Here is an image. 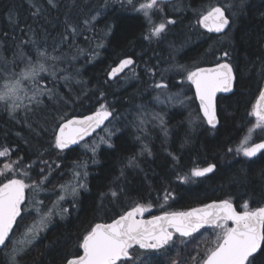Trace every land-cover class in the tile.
<instances>
[{
  "label": "trees",
  "instance_id": "obj_1",
  "mask_svg": "<svg viewBox=\"0 0 264 264\" xmlns=\"http://www.w3.org/2000/svg\"><path fill=\"white\" fill-rule=\"evenodd\" d=\"M142 1L133 0V3L137 6ZM229 2H162L163 12H155L154 22L175 20L176 23L168 24L161 38H149L148 20L126 0H52V3L0 0V58L12 61L21 41L34 38L35 46L21 45L25 54L35 60L36 47L46 48L50 56L61 57L48 61L60 70L58 77H70L67 81L58 79L55 85L58 95L43 97L41 107L27 118L23 109L13 119L0 108V150L9 149V156L0 157V169L12 164L14 175H7L24 179L27 184L48 175L42 195L50 196L51 206L60 195L59 185L70 180L74 165L87 164V190H80L75 204L72 198L61 202L68 214L63 219L59 214L53 215L51 223L32 249L20 258L19 264H65L67 259L81 254L78 244L89 225L109 222L140 200H159L152 207L161 211L187 209L199 201L222 199H231L238 207L244 201L251 207L264 205V153L251 159L227 152L228 148L235 149L256 123L250 113L259 89L264 87V0H246L228 38L209 34L196 24L198 13L206 5ZM10 10L18 17V24L10 23ZM54 48L57 50L53 51ZM225 50L230 53L228 62L233 64L236 75L235 90L218 98L219 124L212 129L200 114L185 73L177 70V66L194 69L213 65ZM128 56L135 60L129 69L135 75L128 81L122 80L129 74L128 70L109 81V70ZM9 68L18 73L24 62L16 59V64ZM160 82L168 84V93L179 92L188 99L183 104L159 106L156 97L166 93L154 87ZM4 83L0 79V89ZM42 83L53 87L50 81ZM101 104H106L113 113L103 130L68 151L54 148V129L62 122L61 117L67 120L84 116L97 111ZM141 106L146 113L164 117L167 135L158 121H149V116L145 118V130L137 127L136 116ZM106 128L118 129L110 138L114 147L103 143L95 154L82 149V145L97 140L99 134L108 139ZM255 135L256 140H264V131ZM145 145L150 155L144 150ZM133 156L138 167L127 166L129 157ZM208 163H215L216 171L201 179L192 178L191 183L197 182L194 187H186L177 179ZM25 172L29 175L25 176ZM0 182H6L4 176H0ZM113 191L118 194L116 197L111 195ZM165 191L177 193L176 202H160ZM28 203L27 189L25 206ZM34 217L33 212L23 211L14 233L18 236L23 222L30 223ZM209 231V238L214 239V231ZM6 250L0 251V264H8Z\"/></svg>",
  "mask_w": 264,
  "mask_h": 264
},
{
  "label": "snow or ice",
  "instance_id": "obj_2",
  "mask_svg": "<svg viewBox=\"0 0 264 264\" xmlns=\"http://www.w3.org/2000/svg\"><path fill=\"white\" fill-rule=\"evenodd\" d=\"M163 0H144L138 3V8L133 0H126V3L143 13L144 17L152 25L149 30V38H161L167 30L168 24H175V20H166L157 23L152 21L153 11L163 12L160 4ZM246 0H231L229 3H209L204 11L198 13L196 24L207 29L209 33L221 34V38H228L234 25L238 12L245 7ZM52 3V0H49ZM55 6V5H53ZM34 15L36 13H33ZM8 19L12 24H18L19 20L13 10L9 11ZM95 20L96 17H92ZM91 21H85L89 24ZM71 27V26H69ZM72 33L76 32L74 27ZM110 31V29H109ZM36 45L34 38L29 41H21V45ZM18 45V52L14 54V59L8 61L0 58V79L5 83L0 89V108L6 111L13 119L16 114L23 109L25 118L29 113H34L41 107L42 98L57 96L55 85L58 79L67 81L69 76L58 77V70L55 63L49 65L48 61H57L61 57L50 56L47 49L36 47V59L25 54L23 47ZM99 46V45H98ZM211 48V46H210ZM57 49H53L56 51ZM82 51V50H81ZM16 59L24 62V68L16 72L9 65H15ZM229 51L225 50L217 57L214 67H195L189 69L185 66H177V70L185 73V80L195 87V96L199 99V107L206 118L207 125L215 129L219 120L217 118L216 97L217 93H228L233 91L236 75L233 64L228 62ZM223 60L224 62H220ZM134 64L131 58L121 60L116 68L110 72L115 77L119 72ZM264 68V65H262ZM163 79V78H162ZM42 81H50L53 87H48ZM157 89L166 90L168 84L160 82L154 85ZM30 93V94H29ZM157 102L164 103L160 97H156ZM27 101V102H25ZM167 102L178 101L183 104L180 94L166 96ZM113 115L106 104H101L100 108L89 116L63 120L54 129V148L64 150L70 145H75L90 135L97 128L104 124L105 120ZM255 117L256 123L249 129L248 134L235 148H228V153L242 154L244 157H256L258 153H264V142L252 143V133L256 129L264 131V87L259 89V96L253 110L250 113ZM149 113L141 110L137 113V127L145 130L146 117ZM151 119L156 120L163 127L167 135L164 117L158 113H152ZM197 119H200L197 117ZM195 123V121H192ZM118 129H109L106 133L108 139L100 138L101 143L114 147L111 143V136ZM139 139V137H137ZM95 154L96 147H92ZM144 150L148 151L147 145ZM143 155V152L140 153ZM9 156V149L3 147L0 150V157ZM178 159V158H177ZM47 164V162H44ZM129 167H138L135 156L129 157ZM31 167V166H29ZM59 167V165H56ZM87 164H76L72 172V179L59 185L60 195L46 210L43 207H30L25 205V190L32 188L38 191L43 183L48 180V175H43L39 182L33 184L25 183L24 179L8 176L7 173L14 171L12 164H5L0 169V176H4L6 182H0V251L8 249L5 255L8 264H19L20 258L27 254L33 247L34 242L39 239L46 230L54 214H59L63 219L68 214V209L62 206L67 196L72 197V203L77 202L80 190H87ZM78 169H83L80 171ZM217 169L215 163H208L205 167H194L190 172L177 179L188 183L192 178L206 177L214 173ZM41 173L44 169H40ZM52 168L48 166L50 175ZM28 176V172L24 173ZM123 175V171L121 172ZM113 197L118 194L113 191ZM173 198L172 194L165 191L163 200L166 203ZM43 205L42 201L36 202ZM163 207V205H161ZM242 210L238 211L231 199H222L204 204L202 207L191 208L186 211H164L161 215H153L151 219H143L144 214L149 212L151 205L136 203L120 214L118 218L112 219L110 223H95L85 229L78 247L83 250L82 255H76L65 261V264H142L143 257L137 255L135 249L151 250L157 253L167 252L176 245L177 240L184 249L191 248L184 259V264H264V206L251 207L248 201L241 204ZM22 211L30 213L35 211L39 217L38 221L31 224L22 225L23 231L14 233V226L17 225V218L21 217ZM210 228L215 233V240L211 247L200 252V244L196 236L201 229ZM179 256L180 253L178 252ZM172 264H180L179 260H173Z\"/></svg>",
  "mask_w": 264,
  "mask_h": 264
},
{
  "label": "flooded vegetation",
  "instance_id": "obj_3",
  "mask_svg": "<svg viewBox=\"0 0 264 264\" xmlns=\"http://www.w3.org/2000/svg\"><path fill=\"white\" fill-rule=\"evenodd\" d=\"M177 1V0H176ZM174 1V2H176ZM174 2H171V3H174ZM164 4H171V3H166V2H163ZM123 75V74H122ZM261 141H264V140H261ZM261 141H256L255 143H258V142H261ZM262 153H260L258 156L256 157H253L251 159H254V158H257L261 155ZM207 177V176H206ZM204 178V177H202ZM196 179H201V178H196ZM183 184L182 185H185L186 187H194V185L197 184V182L195 183H191L190 181L188 183H184L182 182ZM172 194V197L171 199H169L166 203H169V202H172V201H175L176 200V197H177V193H175L174 191L170 192ZM160 199V202H164L163 198H159ZM213 201V200H212ZM156 202L159 203V200H157ZM156 202H152V201H148V200H140V201H137V202H134L133 206L136 204V203H143L145 204L146 206L147 205H151V209L149 212H146L144 214V217L143 219H149L151 218L153 215H161L163 214L164 211H186V210H189L193 207H197V206H202L204 204H207L209 203L210 201L208 202H197V204H195L193 207L191 208H187V209H174V210H157V209H154L152 207V204H155ZM176 202V201H175ZM165 203V202H164ZM234 203V202H233ZM235 204V203H234ZM235 206L237 207V210L240 211L242 210L241 207H238L236 204ZM132 207V206H131ZM127 210H130V208L126 209L125 211ZM124 211V212H125ZM123 212V213H124ZM122 213V214H123ZM119 216V215H118ZM112 221V220H111ZM211 230L210 228H206V229H201L200 233H197L196 236L198 238V242L200 244V252L203 253L204 250L206 248L209 247L210 245V238H209V235H210V231ZM191 251V248L189 249H184L183 248V245L180 243L179 240H177V243L175 246H173L172 248H170L167 252H155V251H151V250H140L139 248L135 249V252L137 255H140L143 257V261H142V264H172V261L173 260H179L180 261V264H184V259L185 257L187 256V253ZM180 253V255L178 256L177 253Z\"/></svg>",
  "mask_w": 264,
  "mask_h": 264
},
{
  "label": "rangeland",
  "instance_id": "obj_4",
  "mask_svg": "<svg viewBox=\"0 0 264 264\" xmlns=\"http://www.w3.org/2000/svg\"><path fill=\"white\" fill-rule=\"evenodd\" d=\"M142 2H144V0L142 1ZM161 7V6H160ZM136 8H138V5L136 6ZM137 11V10H136ZM137 12H140V11H137ZM155 12L156 11H153V13H152V21L154 22V19H155V17H154V14H155ZM158 12V11H157ZM140 13H142V12H140ZM143 14V13H142ZM155 23V22H154ZM150 24V23H149ZM158 24V23H157ZM151 25V24H150ZM152 26V25H151ZM129 74H127L126 76H124L123 77V79L122 80H126V81H128L130 78H132V76H134L135 75V73L136 72H134V71H132V70H129V72H128ZM127 77H128V79H127ZM4 86V85H3ZM3 88V87H2ZM1 88V89H2ZM182 92V91H181ZM179 92H175V93H168L167 92V90H166V93H164V94H162V93H159L158 94V96L160 97V100L161 101H165L164 103H159L158 102V104H159V106H161V105H163V104H174V105H177V104H181V103H179L178 101H173V102H167L166 101V96H169V95H172V96H175L176 94H178ZM30 94V93H29ZM188 96L186 95V96H180V99L181 100H183V101H185L186 99H188L187 98ZM186 98V99H185ZM151 112H149V121L151 122ZM137 121V120H136ZM153 121V120H152ZM137 123H138V121H137ZM135 129V128H134ZM108 131V128H106V132ZM261 130L260 129H256L253 133H252V135H251V139H250V141H249V143L250 144H252V143H255L256 141H258V140H256V133L257 132H260ZM248 134V133H247ZM103 135L102 134H99V136H98V138H97V140H95L94 142H91V143H89L88 145L87 144H84V145H82V149L83 150H87V149H89V152H91V153H93L92 152V147L93 146H95L96 147V149H97V147L98 146H102V144L103 143H101L100 142V140H98V139H100L101 137H102ZM243 140V139H242ZM241 140V141H242ZM241 141H240V143H241ZM239 143V144H240ZM94 154V153H93ZM73 170H74V168H73ZM73 170H72V172H73ZM78 170H80V171H83V169H78ZM13 173V174H12ZM12 173H7V174H11V175H14V172H12ZM70 180L72 179V176H71V178H69ZM68 179V180H69ZM31 184H33V183H31ZM30 184V185H31ZM44 184H45V182L43 183V186H44ZM43 186H42V188L40 189V190H38V191H33V189L32 188H28V191H29V203L27 204V206H30V207H43L45 210L47 209V208H50L51 206H50V204L51 203H49L50 201H48L49 199V197L50 196H47L48 194L46 193V194H44V195H42L43 193H45V191H46V189L44 188V190H43ZM45 187V186H44ZM51 194V193H50ZM61 194V193H60ZM47 196V197H46ZM72 197L69 195V196H67L66 197V199L69 201L70 199H71ZM38 201H42L43 202V205L41 206V205H39V204H37L36 202H38ZM64 202V201H63ZM25 207V206H24ZM31 212H33L34 214H35V219L32 221V222H30V223H28L27 221L26 222H23L24 224L23 225H25L26 223H28V224H31V223H33L34 221H38V219H39V217H38V215H37V213L35 212V211H31ZM31 212L30 213H27V214H31ZM56 215H58V214H56ZM20 229H21V231L20 232H22L23 231V228H22V226L20 227ZM19 234V233H18ZM214 235H215V233H214ZM210 237H211V235H210ZM18 238H22V237H19V235H18ZM215 240V238L214 239H211L210 238V245H209V247H211L212 246V243H213V241ZM8 251V249L6 250V252Z\"/></svg>",
  "mask_w": 264,
  "mask_h": 264
},
{
  "label": "water",
  "instance_id": "obj_5",
  "mask_svg": "<svg viewBox=\"0 0 264 264\" xmlns=\"http://www.w3.org/2000/svg\"><path fill=\"white\" fill-rule=\"evenodd\" d=\"M174 1H176V0H163V2H166V3H171V2H174ZM202 27V26H201ZM202 29L204 30V31H206L207 33H209L208 31H207V29H205V28H203L202 27ZM209 34H212V35H221V34H217V33H209ZM127 58H131L134 62H135V60H134V58L133 57H131V56H128V57H125V58H123V59H121V60H124V59H127ZM120 60V61H121ZM120 61L116 64V65H114L110 70H109V72H108V75H107V77H108V80L109 81H113V80H115L117 77H119V76H121L122 74H124L125 72H127L134 64H132V65H130L129 67H127V68H125L122 72H119L115 77H112L111 75H110V72H111V70L113 69V68H116L117 66H118V64L120 63ZM224 62V61H223ZM215 66V64H213V65H208V66H200V67H214ZM235 73V72H234ZM189 84L191 85V83L189 82ZM191 87H192V89H193V92H194V95H195V87H194V85H191ZM234 90H235V82H234V87H233V91L232 92H228V93H223V92H221V93H217V97H216V110H217V118H218V120H219V117H218V109H217V100H218V98L220 97V96H228V95H230V94H232L233 92H234ZM195 99H196V102H197V105H198V107H199V99L195 96ZM257 99H258V97H257ZM256 99V100H257ZM256 103V102H255ZM255 105V104H254ZM199 111H200V114H201V116L203 117V112H202V110L200 109V107H199ZM96 112V111H95ZM95 112H93V113H90V114H87V115H84V116H89V115H93ZM84 116H73V117H71V118H69V119H72V118H80V119H82ZM113 118V115L111 116V117H109L108 118V120H105V122H104V124L103 125H101L99 128H97L94 132H92L90 135H87V136H85L84 137V139L83 140H81V141H79V143H77V144H75V145H70L68 148H66V149H64V150H59V151H68V150H70V149H73V148H76V147H78L80 144H82L83 142H85V141H87V140H89V139H91V138H93L94 137V135L95 134H97L98 132H100L101 130H103V128L107 125V123H109L110 121H111V119ZM204 120H205V122H206V118H203ZM219 124V123H218ZM217 124V125H218ZM209 126V125H208ZM209 127H211V126H209ZM261 142H264V141H261ZM259 143V142H258ZM260 153H258V155H259ZM257 155V156H258ZM253 158V157H252ZM208 175H210V174H208ZM207 175V176H208ZM26 201H27V189L25 190V203H26ZM214 201H220V200H214ZM211 202H213V201H210L209 203H211ZM235 205V204H234ZM24 206L25 205H22V209L24 208ZM203 206V205H202ZM202 206H197V207H202ZM264 206V205H263ZM193 208H195V207H193ZM22 214H23V211H22ZM22 214H21V216H22ZM118 218V217H117ZM20 219V217H18L17 218V222H18V220ZM149 219H151V218H149ZM145 220H147V219H145ZM111 221H109V222H99V223H110ZM15 227L16 226H14V229H15ZM14 229H13V231H14ZM83 254V250L81 249V254L80 255H82Z\"/></svg>",
  "mask_w": 264,
  "mask_h": 264
}]
</instances>
